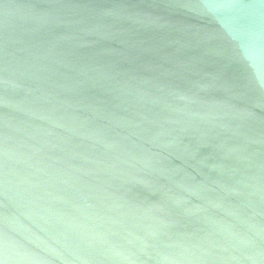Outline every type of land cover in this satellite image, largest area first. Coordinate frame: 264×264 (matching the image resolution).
Returning <instances> with one entry per match:
<instances>
[{
	"label": "water",
	"instance_id": "water-1",
	"mask_svg": "<svg viewBox=\"0 0 264 264\" xmlns=\"http://www.w3.org/2000/svg\"><path fill=\"white\" fill-rule=\"evenodd\" d=\"M0 264H264V0H0Z\"/></svg>",
	"mask_w": 264,
	"mask_h": 264
}]
</instances>
